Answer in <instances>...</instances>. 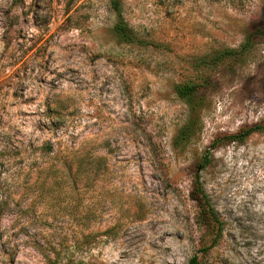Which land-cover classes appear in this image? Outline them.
I'll use <instances>...</instances> for the list:
<instances>
[{"label": "rangeland", "instance_id": "1", "mask_svg": "<svg viewBox=\"0 0 264 264\" xmlns=\"http://www.w3.org/2000/svg\"><path fill=\"white\" fill-rule=\"evenodd\" d=\"M0 264H264V0H0Z\"/></svg>", "mask_w": 264, "mask_h": 264}, {"label": "trees", "instance_id": "2", "mask_svg": "<svg viewBox=\"0 0 264 264\" xmlns=\"http://www.w3.org/2000/svg\"><path fill=\"white\" fill-rule=\"evenodd\" d=\"M190 91H191L190 87H183V88L177 89V93L181 98L188 97L190 95ZM260 129H261L260 127L254 126L253 128H250L246 131L234 134L233 136H231V139L234 141H241L246 136L250 135L251 133H253L255 131H259ZM191 194H192V199L196 200L197 202H199V200L200 201L202 200L204 202V206L199 207L201 210V215L206 214V216L212 221L213 220L212 217H214V215H213L212 211L210 210V208H207L208 200H207L206 195L200 189L198 180L196 182H194V189L192 190ZM200 205H201V203H200Z\"/></svg>", "mask_w": 264, "mask_h": 264}]
</instances>
